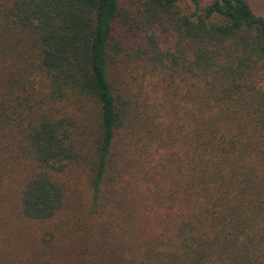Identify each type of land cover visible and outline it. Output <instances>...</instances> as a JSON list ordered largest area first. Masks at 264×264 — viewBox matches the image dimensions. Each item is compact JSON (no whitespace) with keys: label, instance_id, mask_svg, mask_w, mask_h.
<instances>
[{"label":"trees","instance_id":"1","mask_svg":"<svg viewBox=\"0 0 264 264\" xmlns=\"http://www.w3.org/2000/svg\"><path fill=\"white\" fill-rule=\"evenodd\" d=\"M190 3L0 0V264H264V15Z\"/></svg>","mask_w":264,"mask_h":264},{"label":"rangeland","instance_id":"2","mask_svg":"<svg viewBox=\"0 0 264 264\" xmlns=\"http://www.w3.org/2000/svg\"><path fill=\"white\" fill-rule=\"evenodd\" d=\"M201 4H206L211 0H199ZM251 5L253 6V9L255 10V12L259 15H264V0H250ZM190 0H178V6L184 10H189V8L191 7L190 5ZM120 71L123 74V76L119 77V83H123L125 81H127V77H131L130 76V68L126 65H123L120 67ZM116 72V71H115ZM129 75V76H128ZM123 86V85H122ZM14 178H9L6 181H11ZM2 192H6L5 190H0V193L2 194ZM12 197V196H11ZM16 211H14L13 213H15ZM1 219V218H0ZM3 220H9L11 222L12 220V216L10 215V213L6 214L3 216ZM13 220L18 222L19 226H26V223L20 219H14Z\"/></svg>","mask_w":264,"mask_h":264}]
</instances>
